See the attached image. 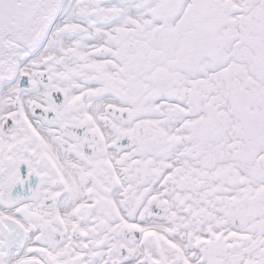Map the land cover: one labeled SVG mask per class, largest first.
<instances>
[{
    "label": "snow or ice",
    "instance_id": "6c2138e0",
    "mask_svg": "<svg viewBox=\"0 0 264 264\" xmlns=\"http://www.w3.org/2000/svg\"><path fill=\"white\" fill-rule=\"evenodd\" d=\"M0 264H264V0H0Z\"/></svg>",
    "mask_w": 264,
    "mask_h": 264
}]
</instances>
